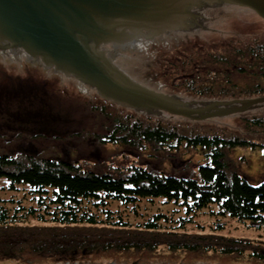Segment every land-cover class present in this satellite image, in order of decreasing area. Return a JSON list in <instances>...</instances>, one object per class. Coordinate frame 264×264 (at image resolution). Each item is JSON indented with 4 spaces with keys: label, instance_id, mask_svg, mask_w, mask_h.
I'll use <instances>...</instances> for the list:
<instances>
[{
    "label": "trees",
    "instance_id": "obj_1",
    "mask_svg": "<svg viewBox=\"0 0 264 264\" xmlns=\"http://www.w3.org/2000/svg\"><path fill=\"white\" fill-rule=\"evenodd\" d=\"M232 40L238 41L231 39L220 52L208 42L200 47L195 43L183 45L177 48L178 55L166 56L159 72L178 91L217 98L234 91L237 83L231 74L257 72L256 84L240 92L264 93V38L255 37L247 47H230ZM18 92L14 98L0 95L14 106L17 135L29 127L32 136L65 135L62 128L71 121L67 108L59 110L44 96V88L28 92L20 86ZM36 95L51 102L54 109L44 104L33 109L27 106ZM5 112L0 110V121L11 119L8 114L12 112ZM105 116L112 122H104L105 129L96 136L101 144L140 146L144 150L151 146L154 156L164 150L176 153L182 146L203 149V162L195 172L198 177H178L141 164L99 171L82 167L76 160L42 157L29 151H0V178L8 181V188L24 192L19 199L11 198L13 203H0V258L23 259L31 264H74L99 252L123 257H137L145 251L160 253L158 247L164 243L173 253L230 254L236 248H226L224 243L246 241L217 233L225 227L224 219L264 223V179L251 183L225 160L230 148L264 149V142L256 145L238 135L191 133L177 124L165 126L112 108ZM263 120L261 116L259 121ZM218 213L215 219L210 216ZM205 215L211 219L201 222ZM190 224L200 229L191 231L187 228ZM259 246H250V257L256 261L264 259ZM242 253L244 250L239 249V255Z\"/></svg>",
    "mask_w": 264,
    "mask_h": 264
},
{
    "label": "rangeland",
    "instance_id": "obj_2",
    "mask_svg": "<svg viewBox=\"0 0 264 264\" xmlns=\"http://www.w3.org/2000/svg\"><path fill=\"white\" fill-rule=\"evenodd\" d=\"M216 10V11H214ZM200 12H203L206 17H199L201 21L196 24L197 33L188 38L186 41L177 43H166L156 45L155 47L145 49L144 51L133 53L135 65L139 68L141 74L153 86L159 90L171 93L185 98H206L219 100H235L238 98H246L257 95H264V93L248 95L240 92V89L248 85H255L256 80L259 79L258 73L242 74L236 71V74H231V80L237 85L234 91L224 98L217 97H199L179 91L176 87L168 82L160 74V68H163V62L168 54L178 55L180 53L179 47L183 45L193 44L199 46L203 42H208L213 47L222 51L226 45L244 44L248 46L255 37L264 38V19L258 15L254 10L246 6L229 4L226 1L212 2L201 6ZM223 40V41H222ZM245 40V42H241ZM222 41V42H221ZM200 47V46H199ZM183 48V47H182ZM177 49V50H176ZM175 50V51H174ZM172 51V52H171ZM237 53L236 55H238ZM0 70L14 67V71L6 81L8 84L13 82L17 87H24L30 92L31 89L41 90L44 88L46 93L44 96L50 98L58 109L67 108L68 120L71 121L62 128L65 132L60 138H55L53 134L49 136H32L31 128L22 135H17L14 130V118H4L0 121V151H16L20 150L22 153L32 152L42 157H53L57 159L76 160L83 167L93 170L106 171L113 170L117 167H128L133 164H141L152 170L158 172H165L173 174L178 177H198V165L203 162L204 150L201 148H187L182 146L176 153H170L167 150L162 153L157 152L158 156H154V151L151 146L144 150L142 147L133 148L131 146H124L122 144L104 143L101 144L96 136L103 131L104 122H112L111 118L106 117V110H120L123 113H133L140 117L141 120H149L150 122H162V125L170 126L177 124V126L184 127L187 131L205 133V134H219L234 137L236 135L251 140L253 143L259 145L264 142V120L259 121V118L264 117V101L257 102L256 105L247 107L245 110H235V112H228L221 115H214L212 117L198 116L194 114L183 115L164 110L163 108H155L149 105L140 104H123L116 99L99 93L94 89H90L83 84H79L73 79L66 78L60 73H53L50 71H43L40 69H32L29 67H22L14 62L0 57ZM7 71V70H6ZM259 71V70H257ZM4 78V77H3ZM11 78V79H10ZM2 80V79H0ZM11 80V82H10ZM231 81V82H232ZM264 82V80H262ZM260 82V81H258ZM253 83V84H252ZM5 84V83H4ZM253 94V93H252ZM232 95V96H231ZM5 96V95H3ZM3 105L1 109L6 115L5 110L12 112L14 106L6 103L0 97ZM42 104L48 109H54L51 102L42 99L41 96H33L32 102L27 106L34 108L41 107ZM106 109V110H105ZM70 113V114H69ZM10 114V113H9ZM8 114V115H9ZM11 116V115H9ZM67 120V121H68ZM104 124V125H103ZM31 127H34L32 125ZM33 130H35L33 128ZM21 156V155H19ZM23 157V156H21ZM225 160L228 162L232 170L240 172L249 182L259 184L264 179V149L241 147L230 148L226 152ZM22 189L17 190L8 188V181L5 178H0V203H13L11 198L19 199L23 196ZM10 199V200H9ZM8 200V201H3ZM217 216H210L218 217ZM206 216V217H205ZM200 218L204 222L209 218L205 215ZM213 220V219H212ZM35 221V220H31ZM216 221V220H215ZM217 222V221H216ZM223 229L217 231L225 236H233L236 238H243L246 242H241L238 247L235 243H224L226 248L235 247L236 250L231 251L230 254H197L187 253L183 251H176L173 253L167 250V244L159 246V252L151 254L148 251L140 253L137 257L122 256V254H104L99 252L98 255L90 258L82 259L80 262L74 264H264V259L250 257V246L260 244L259 251L264 255V223L258 225L248 220H238L235 218L224 219ZM191 231H197L199 226L197 224H190L187 226ZM183 230V229H181ZM202 232V231H200ZM255 244V245H254ZM239 249H243L244 253L239 255ZM233 250V248H231ZM246 251V252H245ZM115 256L119 257L117 260ZM0 264H31L26 263L23 259L0 258ZM36 264H65V263H36ZM66 264H69L68 262Z\"/></svg>",
    "mask_w": 264,
    "mask_h": 264
},
{
    "label": "water",
    "instance_id": "obj_3",
    "mask_svg": "<svg viewBox=\"0 0 264 264\" xmlns=\"http://www.w3.org/2000/svg\"><path fill=\"white\" fill-rule=\"evenodd\" d=\"M165 1L155 5L151 0H0V19L10 27L11 35L8 36L15 37L14 49L7 52L0 49V57L22 67L60 73L123 104L149 105L179 115L194 114L206 118L245 110L264 101V95L235 100L185 98L163 92L145 79L135 65L133 53L160 44L186 41L197 33L196 24L201 21L199 17L176 19L165 29L161 28L163 25L159 26L158 30L160 28L164 32L159 31L155 35L146 30V34L142 33L144 35L132 31L135 24L142 27L165 22L169 10ZM218 1L197 0L199 4L194 10H201V6ZM220 1L246 6L264 19V0ZM190 2L174 0V6L187 10L194 7L189 5ZM111 18L130 21L133 26L124 29L131 36L134 33V37L130 38L149 42L144 48L136 47L130 43V38L125 37L122 43L102 44L99 50L103 49L111 57L104 69L99 61L102 52L96 49L97 42L110 39L112 35L104 36L110 30L121 32L118 27L110 29ZM154 18L160 21L148 22ZM114 66L124 71L119 76L121 78L112 72Z\"/></svg>",
    "mask_w": 264,
    "mask_h": 264
},
{
    "label": "flooded vegetation",
    "instance_id": "obj_4",
    "mask_svg": "<svg viewBox=\"0 0 264 264\" xmlns=\"http://www.w3.org/2000/svg\"><path fill=\"white\" fill-rule=\"evenodd\" d=\"M161 1L162 0H151V3L157 5V4H160ZM190 1L191 2L189 5L194 6V7L187 9V10L186 9L183 10V9H180L181 6L180 7L174 6V4H175L174 0H166L165 3H168V4H166V6L169 9L167 12L168 16L165 18L166 19L165 22H163L159 25L139 27L138 24H135L134 26L131 25V22L123 20L124 18H121V20H119V21L116 20L115 18L114 19L111 18L112 25H110V29L118 27V28H121V32H115L114 30L113 31L110 30V32H106V34H104V36L110 37L112 35L111 38H113V39H111V38H110L111 40L110 39H101L99 42H97L96 49L99 48L102 44H106L109 42L117 43L119 41H122L123 40L122 38H125V37L128 38V36H131L130 32H127V30L126 31L124 30L125 28H128V27L133 26L132 31L136 32V34L144 35V34H146V33H144V30H146L148 32L149 31L152 32V34L155 35L159 31H161V33L164 32L160 28L158 30L159 26L163 25L161 28L165 29L168 24L173 22V20L203 17V15H204L203 12H200L199 9L194 10L196 7H198L199 2H197V0H190ZM184 4H186V3H184ZM209 5H210V3H209ZM154 21H160V20L158 18H154L153 20H150L148 22H151V24H153ZM105 26H109V25H105ZM9 29H10V27H8L5 24V22L2 19H0V49H2L3 52H7V50L12 51V49H14L15 37L8 36V35H11V32ZM142 33H144V34H142ZM133 35H134V33L132 34V36ZM117 37H119V39H117ZM24 46L27 48V46L25 44H24ZM99 51L102 52L100 54L99 61H100L101 67H103L105 69L106 68L105 64H106L107 60L111 59V57L103 49L102 50L100 49ZM43 60L46 62V60L44 58H43ZM0 61H1V59H0ZM6 70H3V69H2V71L0 70V79H2V80H0V95H2V96H3V94L11 95L12 98H14V96H19L18 87L13 82H11V80H10V82H11L10 84H8L6 81L9 80V77H11V75L15 69H14V67H11V68H6ZM112 72H115V74H117V76H120V75H123L124 71H121V68H117V66H114V68L112 69ZM5 74H6V76H5ZM2 105H3V103L0 100V110H1ZM15 112L10 113L9 114V115H11L10 117H13L15 119V117H16Z\"/></svg>",
    "mask_w": 264,
    "mask_h": 264
},
{
    "label": "bare ground",
    "instance_id": "obj_5",
    "mask_svg": "<svg viewBox=\"0 0 264 264\" xmlns=\"http://www.w3.org/2000/svg\"><path fill=\"white\" fill-rule=\"evenodd\" d=\"M5 76H6V74H5Z\"/></svg>",
    "mask_w": 264,
    "mask_h": 264
}]
</instances>
